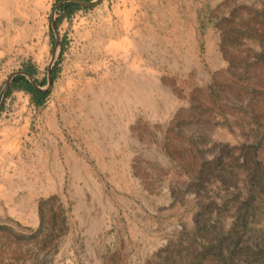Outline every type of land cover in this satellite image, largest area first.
I'll return each instance as SVG.
<instances>
[{"label": "rangeland", "instance_id": "rangeland-1", "mask_svg": "<svg viewBox=\"0 0 264 264\" xmlns=\"http://www.w3.org/2000/svg\"><path fill=\"white\" fill-rule=\"evenodd\" d=\"M56 2L39 80L55 70L51 103L67 91L71 112L61 84L105 71L113 87L141 82L152 96L142 130L121 127L126 108L113 104L111 159L84 191L65 176L38 227L0 224V264H264V0H176L159 19L113 14L114 0L72 7L68 23L121 31L106 63L86 59L78 32L56 25L55 37ZM151 21L176 33L147 32Z\"/></svg>", "mask_w": 264, "mask_h": 264}, {"label": "crops", "instance_id": "crops-1", "mask_svg": "<svg viewBox=\"0 0 264 264\" xmlns=\"http://www.w3.org/2000/svg\"><path fill=\"white\" fill-rule=\"evenodd\" d=\"M175 1L114 0L113 14L132 16L139 13L159 19L164 13L162 10L166 9L174 16ZM68 3L72 2L63 3L56 9L54 21L58 31L78 32L80 46L88 50V61L96 62L98 58L101 61V57L104 63L108 58L111 60L113 43L123 40L121 31L111 25L84 24L81 18L77 23H68L73 15V9L67 14L63 8ZM96 6L88 8L95 9ZM50 7L49 0H0V224L38 227L41 201L63 192L65 176L69 177V191L86 189L81 184L85 183L84 177L95 175L96 161L111 159L113 104L126 108L121 127L127 131L134 126L141 130L143 127L144 97L150 93L141 82L130 81L125 88L113 87L106 71L98 80L77 77L61 84L65 91L72 87L71 112L64 108L69 100L67 91L61 99V107L59 97L55 99V105L51 103V87L45 91L47 95L40 105L32 102L28 92L13 88L14 77L23 76L28 80L20 72L30 74L39 87H45L47 83L48 66L46 83L39 80L48 56ZM80 13L81 10L76 12ZM161 29L176 33L173 24L161 27L152 21L144 30L158 33ZM159 38L156 34L150 39L158 46ZM127 40L136 47L134 37ZM129 57L133 62L141 60L137 55ZM27 69H32L33 73ZM54 81L53 78L51 85ZM113 96L119 99H113Z\"/></svg>", "mask_w": 264, "mask_h": 264}, {"label": "trees", "instance_id": "trees-1", "mask_svg": "<svg viewBox=\"0 0 264 264\" xmlns=\"http://www.w3.org/2000/svg\"><path fill=\"white\" fill-rule=\"evenodd\" d=\"M74 6H78V4L68 3V4L63 5V8L65 9L66 13L69 14L72 10V7H74ZM27 71L31 74L33 73L32 69H27ZM54 72H55V70L53 69L52 70V77L53 78L55 75ZM13 82L15 83V84L13 83V88H16V89L21 88L22 90L31 94L32 102L34 104L40 105L43 103V100H44L45 96L47 95V93L35 90L25 77L16 76L13 78ZM9 93H10V89H9Z\"/></svg>", "mask_w": 264, "mask_h": 264}, {"label": "water", "instance_id": "water-1", "mask_svg": "<svg viewBox=\"0 0 264 264\" xmlns=\"http://www.w3.org/2000/svg\"><path fill=\"white\" fill-rule=\"evenodd\" d=\"M102 0H91V1H87V0H61L60 2H58L53 10H52V13H54L56 11V9L63 3H66V2H72V3H76V4H81V5H84L86 7H93V6H96L97 4H99ZM51 26H52V29L53 31L55 32V35H56V24H55V21L54 20H51ZM51 67H48L47 69V83L45 85V87H39L36 82L31 78V75L26 73V72H20L24 75L27 76L28 78V81L29 83L31 84V86L37 90V91H40V92H45L49 89V87L51 86L52 84V81H53V77H52V72H51Z\"/></svg>", "mask_w": 264, "mask_h": 264}]
</instances>
